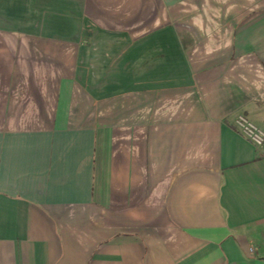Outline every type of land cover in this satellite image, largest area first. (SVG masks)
<instances>
[{"label":"crops","instance_id":"0c3cea01","mask_svg":"<svg viewBox=\"0 0 264 264\" xmlns=\"http://www.w3.org/2000/svg\"><path fill=\"white\" fill-rule=\"evenodd\" d=\"M238 113L264 0H0V264H264Z\"/></svg>","mask_w":264,"mask_h":264},{"label":"built area","instance_id":"2783aa9c","mask_svg":"<svg viewBox=\"0 0 264 264\" xmlns=\"http://www.w3.org/2000/svg\"><path fill=\"white\" fill-rule=\"evenodd\" d=\"M232 124L234 130L264 156V130L243 113L236 114Z\"/></svg>","mask_w":264,"mask_h":264},{"label":"rangeland","instance_id":"374dc122","mask_svg":"<svg viewBox=\"0 0 264 264\" xmlns=\"http://www.w3.org/2000/svg\"><path fill=\"white\" fill-rule=\"evenodd\" d=\"M245 1H250V0H245ZM263 2V1H262ZM182 4H184V5H186V7H187V5H188V2L186 1V2H183ZM218 6H220V3H216ZM239 5H241L242 3H238ZM237 4V5H238ZM253 4H258L259 5V3L258 2H251L250 3V5H253ZM202 7H204V2L202 3ZM219 8V7H218Z\"/></svg>","mask_w":264,"mask_h":264}]
</instances>
